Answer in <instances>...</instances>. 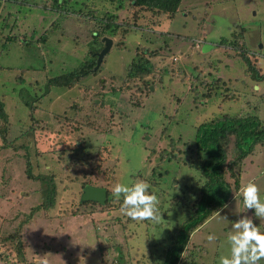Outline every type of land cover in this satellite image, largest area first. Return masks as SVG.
<instances>
[{
    "label": "rangeland",
    "instance_id": "1",
    "mask_svg": "<svg viewBox=\"0 0 264 264\" xmlns=\"http://www.w3.org/2000/svg\"><path fill=\"white\" fill-rule=\"evenodd\" d=\"M42 1L0 0L6 115L0 120V264H83L81 257L86 264H161L170 231L192 216L204 181L198 125L253 116L264 126V80L254 81L227 44L243 45L249 66L264 74V0H181L172 18L107 0H56L51 8ZM107 14L117 25L113 35L101 25ZM128 26L123 37L120 29ZM102 38L112 44L94 73L70 88H46L47 79L89 62ZM204 45L209 48L202 52ZM135 55L151 70L127 77ZM30 130L26 163L18 145ZM224 147L226 159L234 158L233 137ZM170 154L175 159L168 160ZM234 174L240 188L231 184L221 216L230 222L252 216L264 231V220L247 211L239 195L251 181L264 199V142ZM39 176L51 177L54 202L28 218L43 202ZM138 180L158 195L166 223L135 222L121 213L123 197L113 196V186ZM85 185L105 189L102 206L78 202ZM230 230L213 213L192 231L187 252L194 264H219L230 251Z\"/></svg>",
    "mask_w": 264,
    "mask_h": 264
},
{
    "label": "trees",
    "instance_id": "2",
    "mask_svg": "<svg viewBox=\"0 0 264 264\" xmlns=\"http://www.w3.org/2000/svg\"><path fill=\"white\" fill-rule=\"evenodd\" d=\"M111 4H118L119 8L121 3H126L129 9H138L139 11L145 10L154 15H164L166 18H172L173 15L179 10L178 6L181 0H107ZM52 3H56V0H43L40 6L45 7ZM108 16L107 20H103L101 25L113 35L112 32H116L115 29H111V25L117 27L113 23L112 15ZM106 19V17H105ZM136 19V18H134ZM89 20V19H86ZM132 26L135 28L134 23ZM114 27V28H115ZM126 28V29H125ZM131 29L129 26L121 28L122 36L124 37L127 31ZM137 29V28H136ZM223 44V43H218ZM235 48L242 61L249 67L250 76L254 81L264 80V74L260 75L254 71L250 66L249 60L246 58L247 52L244 46L238 45L235 47L234 42L227 43ZM99 47L91 53L89 62H84L83 66L74 69L63 75H58L46 80V88H70L79 76H84L88 70L92 69L95 64V54L98 53ZM146 50V49H143ZM156 51H152L150 55H154ZM135 64H132L128 69L126 76H136L148 74L151 70V64L143 57L137 55L134 56ZM3 99L0 96V120L6 122V115L3 110ZM35 101V100H34ZM25 103V102H24ZM27 105V104H25ZM32 106V107H31ZM30 106V113L34 107V104ZM72 110V108H70ZM73 111V110H72ZM65 118H70V116ZM32 131L24 132L22 134L23 143L19 144V148L25 151L24 158L29 156L28 152V140L31 139ZM233 137L234 146V158L227 160L225 157L224 146L226 145L228 138ZM264 142V126H261L258 119L253 116L237 117V118H224L209 123H201L198 125L195 133V147L203 155V161L200 164V172L204 181L199 187L196 201L191 205L192 216L181 224V226H174L167 237V246L165 249V256L161 264H194L192 261L191 253L187 252V242L189 235L192 231L197 229L210 215L220 210L230 198V187L234 191H237L240 187L238 184V177L234 174V170L238 169L242 160H244L253 151L254 146L262 144ZM74 149L77 148V144H73ZM168 160L175 159L171 154L167 155ZM29 174V169L26 171ZM226 175V177H225ZM38 180L45 186L43 191V202L40 206H36L30 209L27 214L28 218L34 210L39 207L42 209H49L54 202V187L51 177L39 176ZM107 193V192H106ZM108 195V193H107ZM175 200V199H174ZM108 202V200L106 201ZM14 235L13 250L15 256L19 259L22 257L21 242L20 239ZM129 264L128 261H126ZM124 264V262H123Z\"/></svg>",
    "mask_w": 264,
    "mask_h": 264
},
{
    "label": "clouds",
    "instance_id": "3",
    "mask_svg": "<svg viewBox=\"0 0 264 264\" xmlns=\"http://www.w3.org/2000/svg\"><path fill=\"white\" fill-rule=\"evenodd\" d=\"M151 185L143 180H138L131 186L117 183L112 188L116 199L123 197L120 211L123 215L135 222H151L156 225L166 223L162 219L159 208L160 200L155 192H149ZM243 207L252 211L256 218L264 220V199L261 198L260 188L255 182H248L240 189ZM221 210L214 213L218 217L231 224V230L227 235L229 254L219 258V264H261L264 261V231L254 223L252 216L243 215L234 222H230L227 216H221ZM217 237L208 235L207 241L214 243ZM83 264L85 258L81 257ZM47 264V262H45Z\"/></svg>",
    "mask_w": 264,
    "mask_h": 264
},
{
    "label": "water",
    "instance_id": "4",
    "mask_svg": "<svg viewBox=\"0 0 264 264\" xmlns=\"http://www.w3.org/2000/svg\"><path fill=\"white\" fill-rule=\"evenodd\" d=\"M101 42L103 43L102 49L95 54V64L91 71L89 73H94L98 67L100 66V63L102 61L103 56L108 52V50L111 47V40L108 38H102ZM209 46L204 45L201 49L202 52H205ZM106 200V191L102 187H93L90 185H85L81 193L79 195L78 202L79 203H94L99 206H102L104 204V201Z\"/></svg>",
    "mask_w": 264,
    "mask_h": 264
},
{
    "label": "flooded vegetation",
    "instance_id": "5",
    "mask_svg": "<svg viewBox=\"0 0 264 264\" xmlns=\"http://www.w3.org/2000/svg\"><path fill=\"white\" fill-rule=\"evenodd\" d=\"M89 73V72H88Z\"/></svg>",
    "mask_w": 264,
    "mask_h": 264
}]
</instances>
